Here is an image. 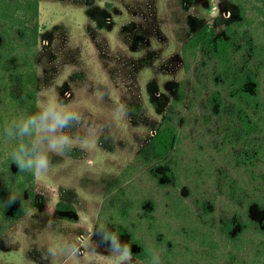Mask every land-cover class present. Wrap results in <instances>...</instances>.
I'll return each mask as SVG.
<instances>
[{
  "label": "rangeland",
  "instance_id": "rangeland-1",
  "mask_svg": "<svg viewBox=\"0 0 264 264\" xmlns=\"http://www.w3.org/2000/svg\"><path fill=\"white\" fill-rule=\"evenodd\" d=\"M39 10L38 102L56 96L78 105L82 122L70 132L89 143L53 155L48 173L36 175L38 202L0 233V264H121L124 245L131 264H227L228 252L235 264H254L259 232L247 233L248 246L238 252L216 226L256 192L242 171L247 164L235 160L234 119L211 111V55L199 53L186 70L182 48L204 24L222 34L239 17L237 4L39 0ZM248 30L264 54L260 29ZM260 74L264 85V69ZM171 112L181 129L171 161L178 177L160 185L139 154ZM239 184L249 188L232 194ZM152 200L156 217L148 219L143 207ZM252 215L263 218L256 206ZM135 225L155 254L151 261L136 255L141 246L126 231L119 235Z\"/></svg>",
  "mask_w": 264,
  "mask_h": 264
},
{
  "label": "trees",
  "instance_id": "trees-1",
  "mask_svg": "<svg viewBox=\"0 0 264 264\" xmlns=\"http://www.w3.org/2000/svg\"><path fill=\"white\" fill-rule=\"evenodd\" d=\"M233 1L238 6L239 17L227 24L222 34H218L213 25L204 24L193 32L182 48L186 70L191 68L199 53L211 55L215 68L212 81L216 86L209 97L211 111L216 116L229 112L233 117L231 138L236 144L235 160L241 166L247 164L248 169L244 167L242 171L251 180L247 185L252 184L256 191L229 215L217 219L216 226L238 252L242 246H248L247 233L259 232V237H254L259 242V249L253 263L264 264V169L260 168L261 164L264 165V85L260 74L264 60L259 67L254 63L264 54L248 30L257 32L260 29V36H264V0ZM39 14V0H0V233L38 202L34 190L36 175L21 170L11 154L22 142L27 143L30 139L19 135L14 122L37 111ZM240 34L250 40L239 41ZM247 50L252 55H248ZM240 52H245L240 54L242 60L238 55ZM176 118L173 112L169 113L139 154L141 162L153 168L152 176L160 185L178 177L171 164L173 151L181 141V129ZM246 188L249 187L239 184L231 186L230 191L233 194L236 189L243 191ZM203 204L205 214L211 213L209 205ZM129 206L122 211L125 218L128 217L126 210ZM255 206L263 218L252 215ZM143 208L148 219L156 217L153 215L156 209L153 200ZM129 226L126 230L119 228V235L126 231L130 240L141 246L136 255L153 260L155 254L137 237L138 225ZM201 242L206 244L210 241L204 236ZM227 255L230 262L227 264H235L231 257L234 253L228 252ZM238 264H242V260Z\"/></svg>",
  "mask_w": 264,
  "mask_h": 264
},
{
  "label": "clouds",
  "instance_id": "clouds-1",
  "mask_svg": "<svg viewBox=\"0 0 264 264\" xmlns=\"http://www.w3.org/2000/svg\"><path fill=\"white\" fill-rule=\"evenodd\" d=\"M82 113L79 106L65 103L56 96H48L37 104V111L16 123L21 137L28 136L11 158L21 170L34 175L47 174L52 166V156H65L75 146H88V139L72 135L71 127L80 125ZM67 130V131H66ZM121 264H131V253L127 245L120 251Z\"/></svg>",
  "mask_w": 264,
  "mask_h": 264
},
{
  "label": "flooded vegetation",
  "instance_id": "flooded-vegetation-1",
  "mask_svg": "<svg viewBox=\"0 0 264 264\" xmlns=\"http://www.w3.org/2000/svg\"><path fill=\"white\" fill-rule=\"evenodd\" d=\"M200 28V27H199ZM196 31V30H195Z\"/></svg>",
  "mask_w": 264,
  "mask_h": 264
}]
</instances>
